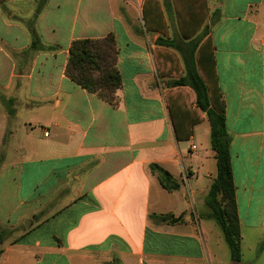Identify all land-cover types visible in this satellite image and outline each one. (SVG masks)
<instances>
[{"label": "crops", "instance_id": "crops-1", "mask_svg": "<svg viewBox=\"0 0 264 264\" xmlns=\"http://www.w3.org/2000/svg\"><path fill=\"white\" fill-rule=\"evenodd\" d=\"M144 2L0 0V264H233L200 81L224 102L241 263L264 264V0H147L150 31ZM109 34L115 106L65 75L73 41Z\"/></svg>", "mask_w": 264, "mask_h": 264}, {"label": "trees", "instance_id": "trees-1", "mask_svg": "<svg viewBox=\"0 0 264 264\" xmlns=\"http://www.w3.org/2000/svg\"><path fill=\"white\" fill-rule=\"evenodd\" d=\"M142 20L144 27L150 31L144 9ZM36 15L33 17V21ZM164 35L165 32L161 31ZM32 46H40L39 39L30 28ZM65 75L74 84L101 100L117 105V91L121 87V77L117 67V48L114 36L109 34L99 39H80L71 43ZM197 99L205 101L206 115L210 127V145L215 154L216 177L208 190L205 205L209 217L219 226L224 241L229 249L233 264L241 263V235L237 216L233 175L230 162L231 137L225 127L224 102L219 91L216 95L205 89L200 81L194 84ZM159 171V182L167 191L178 189V184L170 174L156 166ZM262 246V245H261Z\"/></svg>", "mask_w": 264, "mask_h": 264}, {"label": "rangeland", "instance_id": "rangeland-1", "mask_svg": "<svg viewBox=\"0 0 264 264\" xmlns=\"http://www.w3.org/2000/svg\"><path fill=\"white\" fill-rule=\"evenodd\" d=\"M137 8V7H136ZM134 13L137 15V17H139L140 16V12L139 11H137V10H135L134 9ZM206 82H207V85L209 86L211 83L206 79ZM211 90H212V88H211ZM211 93H212V95L213 96H215L216 94H214V92H212L211 91ZM24 169H25V171H26V175H46L47 174V172H48V170H49V165L48 164H44L42 167H40V169L38 170V169H32V166H25L24 167ZM24 175H25V173H24ZM243 233L244 234H246V232L243 230ZM246 241V243H247V240H245ZM226 247V246H225ZM253 256V254L252 253H250V252H248L247 250H245V259H247L248 257H250V256Z\"/></svg>", "mask_w": 264, "mask_h": 264}]
</instances>
